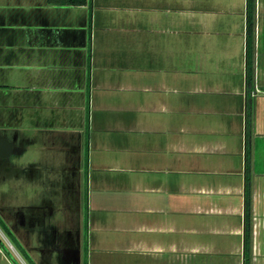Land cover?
<instances>
[{
	"label": "crops",
	"instance_id": "crops-1",
	"mask_svg": "<svg viewBox=\"0 0 264 264\" xmlns=\"http://www.w3.org/2000/svg\"><path fill=\"white\" fill-rule=\"evenodd\" d=\"M235 1L87 0L80 5L12 1L13 8L32 10V30L42 31L33 33L29 44L19 49L47 53L46 65L52 68L37 83V88L49 94L31 96L28 101H34L28 104L75 108L71 95L66 94L87 90V103L95 102L96 112L103 107L106 114L111 112L104 115L99 111L101 114L88 117L96 133L87 134L83 162L78 128L70 127L68 137L64 136L62 143L59 140L79 161L67 167L68 178L78 183L83 172V183L91 187L83 194L86 231L84 247L75 248L81 253L77 264H243L247 112L250 207L252 203L253 208L256 206L257 185L264 183V53H256V23L264 12V0H255L253 85L248 96L246 56L244 65L243 57L241 62L236 60L241 71L234 78L236 84H231L233 76L228 80L224 74L232 73L227 68L233 62L232 52L227 44L217 46V57L227 60V65L216 69L223 74L221 82L215 71H204L202 54L211 58V49L204 52L200 46L202 39L216 48L210 37L217 31L210 28L217 22L215 14L241 16L245 35L246 0ZM0 23L5 24L2 16ZM184 33L197 35V43L189 49L185 42H195V37L190 36V42ZM231 33L228 30L227 34ZM239 40L245 46V38ZM188 60L193 66L190 74L185 66ZM190 89L209 91L223 99L209 104L213 117L185 112L180 93ZM59 93L65 94L66 101L58 97ZM227 96L231 100L224 99ZM49 116L71 122L69 116ZM122 129L149 134L142 141L150 149L147 166H122L118 156L110 158L111 168L133 172L126 182L128 188L120 187L121 180L98 176L110 166L98 163L91 154L94 148L106 149L110 144L119 147L123 141L118 136L109 142L102 137ZM16 133L22 138V148L17 152L21 154L30 142L17 128ZM219 154L227 159L216 158ZM76 182L70 181L73 185ZM79 182L81 185L82 180Z\"/></svg>",
	"mask_w": 264,
	"mask_h": 264
},
{
	"label": "rangeland",
	"instance_id": "rangeland-1",
	"mask_svg": "<svg viewBox=\"0 0 264 264\" xmlns=\"http://www.w3.org/2000/svg\"><path fill=\"white\" fill-rule=\"evenodd\" d=\"M6 1H9V3L5 4ZM12 1L0 0V16L5 19V24L0 26V132L15 131L17 128L25 139H27V142L29 141L30 143H28L29 146L21 154H18L14 150L10 157L0 159V164L7 162V160L11 165L19 166L21 163H26V165L34 164L40 170L41 174L36 180L31 181L24 173L17 176L12 169L7 171L0 167V215L17 240L28 251L34 260V264H77L81 259V253L79 254L75 248L81 247L82 250L85 239V232L83 234V225L85 223L83 194L86 191V187L87 191L91 187L85 181L83 183V172L82 178L77 180L78 183L76 179L68 178L66 172L68 170L67 167L69 165H76L79 161L76 158L73 159L70 155V150L62 146L61 143L65 137H68L70 127L74 126L78 128L81 131L80 140H82L81 142L83 144V156L82 154L80 155L83 162V157H87V134L92 132L95 135L96 133L87 120L88 117L91 113L95 115L96 113L101 114L100 112H102L104 115H107L111 114V112L106 114V107L96 112L95 102L87 103V90H83V93L74 92L66 94L68 96L71 95V102L75 108L59 106L35 107L28 104V102L32 103L34 101H28V98H31V96L43 95V93L47 96L49 94L50 91L43 92L37 88L39 86L37 83L48 72H51L52 68H48L47 66L49 62L47 53H38L31 49H19L20 45L29 44L28 39L33 33L40 34L42 31L38 28L32 30V25L35 23L33 21L35 13L32 10L29 11L26 9V11L22 8H13ZM261 14L256 23L257 54L264 53V12ZM213 17L217 22H214L213 27L210 28L211 30L213 28V30L215 29L217 31L211 33V36H208L214 39L216 45L215 50H213L211 43L209 44L207 40L205 42L202 39L200 40L201 51L205 52V50L211 49V58L207 57V53L202 54L204 71H210L212 74V71H215L218 77H221L220 80L222 82L223 74L217 72L216 69H218V66L226 64L227 60H221L219 56L217 57V52H219L217 51V46L221 43L227 44V49L232 52L233 56L231 58L233 62L227 68H231L232 73L229 74L227 72L224 76L228 80H230L228 76H233V79L230 77L231 84H236L234 78L241 71L237 66L236 60H240L239 62H241L243 57L241 65H244L245 59V46H241L242 44L239 40L241 38L244 40L245 38L244 30L242 33V28L244 29L242 26V17L239 15H228L226 13L215 14ZM228 30L232 32L230 35L227 34ZM184 36L190 42L192 40L190 36L197 37L196 34L188 35L187 33H184ZM196 37L194 38L195 42H191L190 44L185 42V48L188 46L189 49L192 44H196ZM17 45L19 46L17 47ZM254 50L255 38H253V59ZM194 53L196 54L197 52L194 51ZM186 55L189 56L185 53ZM7 62H12V64L8 65ZM37 62L43 68L39 67ZM32 63H35V65H32ZM185 66L188 68L189 74L193 72V66L190 60L185 61ZM66 71L67 73L71 72L69 69ZM204 71H199V73H204ZM216 73L214 74V78H216ZM212 74H209L210 77ZM187 85L185 84V86ZM116 92L121 93L118 89ZM123 93H126V91H123ZM180 94L184 99L183 105L187 109L185 111L186 113L196 116H208L209 118L213 117V112L209 110V104H212V101L215 99L219 101L223 100L219 98L220 96L209 91L202 92L200 90L190 89L182 91ZM58 97L66 101L64 93H59ZM224 99L231 100V97L227 96ZM52 113L58 114L60 117L61 115H65V117L69 116L71 122L62 121V119L54 120L51 116L48 117ZM106 118L104 117V119ZM115 132L110 133V137H102V139L109 142L111 138L115 139L118 136L117 139L123 141L122 143H118L119 147L110 144L106 149L94 148L91 154L98 158V163L104 164L106 167L110 166L107 167V170L98 172V176L121 180L119 182L121 186H118L128 188L126 182L133 172L111 168L113 163L111 162L110 164V158L111 156H118L122 160V166H147L149 160L147 156L149 155L148 152L150 149L148 148L149 146H144L146 143L142 141L147 139V135L149 134H142L137 131L128 132L125 129ZM134 139H137L135 140L136 142H134ZM259 143L260 140L257 141L258 145ZM123 145L129 148L125 150L122 147ZM259 149L257 146V158L260 155L258 153ZM215 157L223 158L224 160L227 159V156L220 154L215 155ZM131 159L134 160L132 163H130ZM220 159L216 160L219 161ZM82 168L85 175L86 168L84 165ZM72 173L74 172L72 171ZM222 175L219 176L223 177ZM84 177L87 178L86 176ZM232 177L234 176L232 175ZM69 179L71 182H76V186L71 184ZM80 180H82L81 185ZM250 187L252 196V186ZM255 193H257L255 194L256 206L253 208V203L251 204L249 214V264H264V183L262 187L257 185ZM45 201L52 205V209H49L48 213L42 214L40 221L33 220L30 222L24 219V223H20L16 219L19 211H22L24 218H27V207L44 203ZM74 206L80 207V209L76 210ZM0 238L19 264H30L29 260L20 254L19 250L1 228ZM1 249L0 264H13L5 250L2 247ZM5 258L7 263L6 261L4 263Z\"/></svg>",
	"mask_w": 264,
	"mask_h": 264
},
{
	"label": "trees",
	"instance_id": "trees-1",
	"mask_svg": "<svg viewBox=\"0 0 264 264\" xmlns=\"http://www.w3.org/2000/svg\"><path fill=\"white\" fill-rule=\"evenodd\" d=\"M48 2H60L69 5L84 4L87 0H47ZM254 12L255 0H246V19H245V56H246V93L247 96L250 87L253 85V38H254ZM248 106V105H247ZM249 124L248 112L246 116V137H245V184H244V232H243V264H249V240H250V148L247 128ZM0 228L8 236L9 240L19 250L20 254L34 264L29 254L25 251L15 235L8 229L4 221L0 218ZM86 225H84V232ZM0 246L5 250L13 264H19L15 257L10 253L4 242L0 239Z\"/></svg>",
	"mask_w": 264,
	"mask_h": 264
},
{
	"label": "flooded vegetation",
	"instance_id": "flooded-vegetation-1",
	"mask_svg": "<svg viewBox=\"0 0 264 264\" xmlns=\"http://www.w3.org/2000/svg\"><path fill=\"white\" fill-rule=\"evenodd\" d=\"M0 139L2 140L7 139V141H9L10 143V146H9L10 152L6 155L0 154V159L6 158V157L8 158L12 155L14 150L18 152L22 148V138L17 135L16 130L15 131L10 130L8 132H0ZM0 167L7 171H10L12 169L17 176L24 173V175L31 181L36 180L38 177H40L39 175L41 174L40 170L37 167L33 169L29 165H25L23 167L18 166V165H11L8 160L7 162H4V163L2 162L0 164ZM49 209H52V205L46 201L44 203L30 205L26 209L28 217L24 218V214L22 213V211H19V213L16 216V219L20 221V223H24V219L29 220L30 222H32L33 220L40 221L41 219L40 217H42V214L48 213ZM0 218L2 219L1 215H0ZM4 223L8 227V229L11 231L7 223L5 221Z\"/></svg>",
	"mask_w": 264,
	"mask_h": 264
},
{
	"label": "water",
	"instance_id": "water-1",
	"mask_svg": "<svg viewBox=\"0 0 264 264\" xmlns=\"http://www.w3.org/2000/svg\"><path fill=\"white\" fill-rule=\"evenodd\" d=\"M10 143L7 141V139H0V154L1 155H6L10 152L9 149Z\"/></svg>",
	"mask_w": 264,
	"mask_h": 264
}]
</instances>
